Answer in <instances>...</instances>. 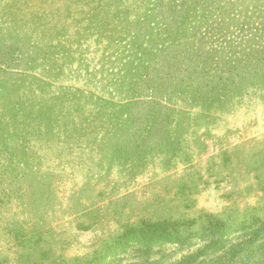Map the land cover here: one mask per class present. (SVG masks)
Masks as SVG:
<instances>
[{"label": "rangeland", "instance_id": "rangeland-1", "mask_svg": "<svg viewBox=\"0 0 264 264\" xmlns=\"http://www.w3.org/2000/svg\"><path fill=\"white\" fill-rule=\"evenodd\" d=\"M0 264H264V0H0Z\"/></svg>", "mask_w": 264, "mask_h": 264}, {"label": "trees", "instance_id": "trees-1", "mask_svg": "<svg viewBox=\"0 0 264 264\" xmlns=\"http://www.w3.org/2000/svg\"><path fill=\"white\" fill-rule=\"evenodd\" d=\"M152 227H154L153 230H157L159 227H162L163 230L166 229V228H165V224H161V225H159V223H158V224H155V225H152ZM164 232H165V231H162L161 234L164 235Z\"/></svg>", "mask_w": 264, "mask_h": 264}]
</instances>
